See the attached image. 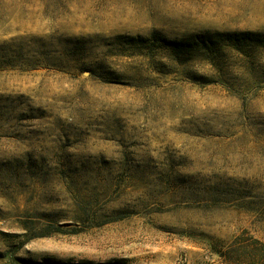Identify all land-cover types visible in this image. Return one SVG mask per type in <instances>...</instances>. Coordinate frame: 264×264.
Wrapping results in <instances>:
<instances>
[{"label":"rangeland","instance_id":"obj_1","mask_svg":"<svg viewBox=\"0 0 264 264\" xmlns=\"http://www.w3.org/2000/svg\"><path fill=\"white\" fill-rule=\"evenodd\" d=\"M205 31L264 35V0H0V264L264 244V45L165 43Z\"/></svg>","mask_w":264,"mask_h":264},{"label":"trees","instance_id":"obj_2","mask_svg":"<svg viewBox=\"0 0 264 264\" xmlns=\"http://www.w3.org/2000/svg\"><path fill=\"white\" fill-rule=\"evenodd\" d=\"M159 34H153L155 39ZM263 33L252 31H230V32H211L205 31L190 35L179 41L165 40L166 45L171 47L174 52L191 55L195 51H207L211 55H218L219 51L225 47L238 48L244 44L264 45ZM139 41H144L139 37ZM134 41L136 38H128ZM241 235L237 236L233 244L225 250L223 254L231 263L237 264H264V244L259 239L254 242L259 246L240 241ZM90 264V263H88Z\"/></svg>","mask_w":264,"mask_h":264}]
</instances>
